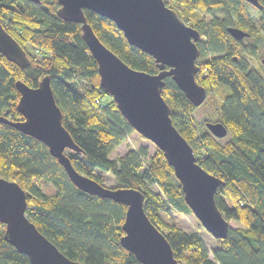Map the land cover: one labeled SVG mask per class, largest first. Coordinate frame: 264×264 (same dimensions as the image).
Masks as SVG:
<instances>
[{"label":"trees","instance_id":"obj_1","mask_svg":"<svg viewBox=\"0 0 264 264\" xmlns=\"http://www.w3.org/2000/svg\"><path fill=\"white\" fill-rule=\"evenodd\" d=\"M258 1L260 8L244 0H164L200 32L196 81L207 94L213 89L220 93L214 116L201 122L193 114L197 105L169 76L163 78L161 89L172 123L193 148L197 162L224 180L214 200L228 228L223 239H216L219 247L211 252L212 258L196 231L162 218L169 211L191 212L162 151L154 146L149 152L140 145L110 156L135 130L100 86L80 23L59 17L56 0H0V23L28 57V63L20 66L0 53V115L21 116L16 109V80L35 87L48 75L62 124L80 148L66 150L72 166L100 183L97 171L111 173L117 183L113 186L139 189L146 214L165 234L177 261L264 264V66L260 62L264 0ZM250 5L256 15L250 13ZM83 11L99 40L128 66L157 71L153 56L129 43L111 19ZM228 26L248 34L235 39ZM207 120L225 124V134L212 135ZM0 176L15 179L25 190L26 215L67 257L86 264H143L119 242L125 205L78 189L43 142L4 122H0ZM0 264H31L3 237L1 222Z\"/></svg>","mask_w":264,"mask_h":264},{"label":"water","instance_id":"obj_2","mask_svg":"<svg viewBox=\"0 0 264 264\" xmlns=\"http://www.w3.org/2000/svg\"><path fill=\"white\" fill-rule=\"evenodd\" d=\"M56 1L59 17L80 23L81 37L96 61L100 86L112 97L133 129L162 151L180 182L183 200L205 230L214 238L223 239L228 221L218 209L214 194L224 180L207 172L197 162L193 148L173 125L170 105L161 94L163 78L169 76L195 106L206 98L205 87L195 79V59L199 54L196 41L200 39L198 29L180 18L176 9L168 7L164 0ZM244 1L257 8L262 6L258 0ZM84 8L111 19L129 43L153 56L157 71L137 70L122 61L96 36L86 21ZM227 30L235 39L248 34L237 26H228ZM0 53L17 65L28 63L25 50L1 23ZM260 62L264 66V55ZM15 87L19 92L16 109L21 116L10 119L0 115V122L43 142L78 189L125 205L119 242L138 261L143 264H182L173 256L165 234L146 214L144 195L139 189L107 186L72 166L66 150L79 151L80 148L62 124L49 76H42L35 87L18 79ZM205 125L217 137L226 132L221 121L207 120ZM25 207V190L15 179L0 176V222L6 241L25 253L31 264H86L62 253L28 218Z\"/></svg>","mask_w":264,"mask_h":264},{"label":"rangeland","instance_id":"obj_3","mask_svg":"<svg viewBox=\"0 0 264 264\" xmlns=\"http://www.w3.org/2000/svg\"><path fill=\"white\" fill-rule=\"evenodd\" d=\"M251 14L256 15V12L251 5L248 7ZM208 18V17H207ZM218 94H220L215 89L211 90L210 93L206 95V98L204 99L201 104L196 106V109L194 110L193 114L195 117V120H200L201 122L204 121L205 118L209 116H214L212 112L215 110V108H218L219 106V99ZM227 137H221V140H225ZM140 145H146L149 149V152H152L155 148L153 143L148 140L147 138L141 137L139 133L136 131L130 133L124 143H121L118 145L111 153L110 156L113 157L116 154H122L125 152L129 147L136 148ZM98 174L101 175L103 183L107 186H113L117 184L109 172H100L97 171ZM151 188L153 190H156L157 187L153 184H151ZM46 192H48V189H45ZM162 218L165 223H175L177 226H180L184 230H192L196 231L201 239L203 240L204 244H206L207 248L209 249V256L212 258V251L213 249L219 247V243L216 242V238H214L210 233H208L205 228L202 226V224L197 220L195 215L190 213H183V212H176V211H169L168 213H162Z\"/></svg>","mask_w":264,"mask_h":264},{"label":"bare ground","instance_id":"obj_4","mask_svg":"<svg viewBox=\"0 0 264 264\" xmlns=\"http://www.w3.org/2000/svg\"><path fill=\"white\" fill-rule=\"evenodd\" d=\"M79 28H80V26H79Z\"/></svg>","mask_w":264,"mask_h":264}]
</instances>
